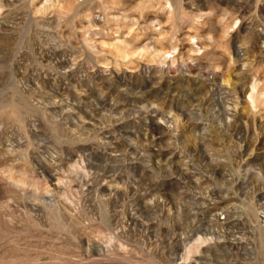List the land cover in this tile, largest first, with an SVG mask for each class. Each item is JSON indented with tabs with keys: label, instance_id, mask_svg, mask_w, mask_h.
Segmentation results:
<instances>
[{
	"label": "rangeland",
	"instance_id": "obj_1",
	"mask_svg": "<svg viewBox=\"0 0 264 264\" xmlns=\"http://www.w3.org/2000/svg\"><path fill=\"white\" fill-rule=\"evenodd\" d=\"M0 264H264V0H0Z\"/></svg>",
	"mask_w": 264,
	"mask_h": 264
},
{
	"label": "bare ground",
	"instance_id": "obj_2",
	"mask_svg": "<svg viewBox=\"0 0 264 264\" xmlns=\"http://www.w3.org/2000/svg\"><path fill=\"white\" fill-rule=\"evenodd\" d=\"M191 41V40H190ZM177 54V53H176ZM158 56V55H157ZM171 56V55H170ZM152 57H154V56H152ZM167 57V56H166ZM158 58V57H157ZM151 59V58H150ZM167 59V58H166ZM165 60V59H164ZM162 61V60H161ZM250 98H252V97H250Z\"/></svg>",
	"mask_w": 264,
	"mask_h": 264
}]
</instances>
